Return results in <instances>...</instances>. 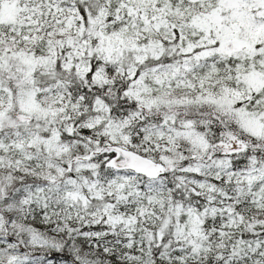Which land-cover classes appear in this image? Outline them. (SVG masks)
I'll use <instances>...</instances> for the list:
<instances>
[{
    "label": "snow or ice",
    "instance_id": "obj_1",
    "mask_svg": "<svg viewBox=\"0 0 264 264\" xmlns=\"http://www.w3.org/2000/svg\"><path fill=\"white\" fill-rule=\"evenodd\" d=\"M0 264H264V0H0Z\"/></svg>",
    "mask_w": 264,
    "mask_h": 264
}]
</instances>
